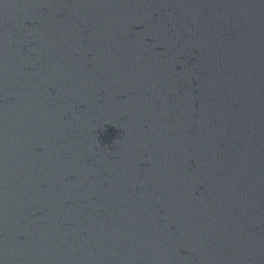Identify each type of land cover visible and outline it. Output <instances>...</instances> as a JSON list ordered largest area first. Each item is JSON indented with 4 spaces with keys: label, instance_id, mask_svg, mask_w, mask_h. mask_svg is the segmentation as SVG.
Segmentation results:
<instances>
[{
    "label": "water",
    "instance_id": "obj_1",
    "mask_svg": "<svg viewBox=\"0 0 264 264\" xmlns=\"http://www.w3.org/2000/svg\"><path fill=\"white\" fill-rule=\"evenodd\" d=\"M0 264H264V0H0Z\"/></svg>",
    "mask_w": 264,
    "mask_h": 264
}]
</instances>
